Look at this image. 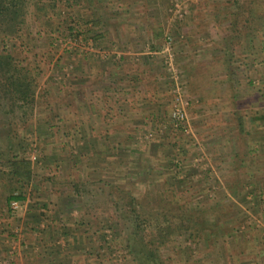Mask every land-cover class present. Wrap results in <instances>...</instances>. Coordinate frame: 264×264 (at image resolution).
<instances>
[{
  "label": "rangeland",
  "instance_id": "obj_1",
  "mask_svg": "<svg viewBox=\"0 0 264 264\" xmlns=\"http://www.w3.org/2000/svg\"><path fill=\"white\" fill-rule=\"evenodd\" d=\"M100 1L102 49L63 31L86 13L78 0L44 2L41 11L31 3L14 40L44 103L26 119L31 133L14 126L27 140L14 153L30 163L32 184L21 189L0 161V264H134L108 249L89 257V221L113 214L107 189L89 185L100 171L148 208L187 212L198 238L185 233L161 248L164 264H264V196L254 214L242 197L245 182L264 186V29L256 27L262 44L254 42L253 57L233 41L235 82L227 83L229 0ZM247 1L264 9V0ZM60 7L70 21L46 29L50 19L58 25L51 14ZM242 25L243 34L255 28ZM89 138L100 144L99 159L89 160ZM72 184H82L81 197ZM18 188L27 199L9 214L3 198Z\"/></svg>",
  "mask_w": 264,
  "mask_h": 264
},
{
  "label": "trees",
  "instance_id": "obj_2",
  "mask_svg": "<svg viewBox=\"0 0 264 264\" xmlns=\"http://www.w3.org/2000/svg\"><path fill=\"white\" fill-rule=\"evenodd\" d=\"M78 1L84 2L83 7L86 13H77L71 22L68 18H65L66 15L62 12L65 5L61 4L63 9L60 7L56 12L53 9L51 14V16L56 18L58 25L54 27L50 19L48 25L45 22V28L51 27L52 29H50L56 32L60 30V26L62 29L65 28L66 25L64 23L70 21L71 24L63 30L67 29V32H65L67 37L80 38L84 42L89 41L91 47L102 49L104 42H107L108 38L106 35L107 28H105L104 22L100 19V12L93 6V2H99V0ZM229 1L232 3L230 4L232 5L231 7L234 8V12L230 16V18L233 17L230 19L232 29L231 34L223 39L227 45L222 54L224 59L223 66L226 70L225 75L228 77L227 83L235 82L233 79L235 69H233L234 66L232 67L231 63L234 55L231 51L233 41H240L242 49H240V53L248 51L251 55L254 42L256 41L257 44L261 45L264 37V35L261 36L262 38L258 35L261 31L256 28L260 26L264 29V14L261 13L264 9L261 11L256 7L254 1ZM33 2L36 4L38 11L42 10V3L44 2L50 5V8L54 7L52 0H0V127L7 126V131L2 133L3 135L6 134V140H2V136H0V161L7 169L6 176L9 179H14L21 189L32 184L33 175L30 163L25 159H18L14 153L15 147L20 148L27 141L14 127L15 120L21 124L20 126L26 130V133H31L29 127H32V124L28 123L26 119L32 118L36 108L40 109L44 103L41 102L36 93V82L30 71L26 67L21 66V62L15 56L14 40H16L15 38H17L19 32L22 31L26 23L27 11ZM42 16L43 18L45 17V15ZM242 23H244L242 28H248L251 24L255 28L250 32L248 28V31L243 34L240 29H237ZM243 43L246 46V48L244 46V49L242 48ZM254 54L251 56L253 57ZM259 56L260 53L258 54ZM14 141L16 144L13 143ZM107 147L111 149L110 145H107ZM83 149H86V147ZM100 151L101 147L97 140L89 138V160L92 158L99 159L102 156ZM90 162L89 170L92 169L94 171L93 169L97 165L93 164L91 166ZM101 172H98L96 176H89V185L96 186V189H101L102 187L107 189V192H105L106 199L112 205L113 214L109 217H101L102 220L100 222H96L94 218H92L93 222L89 221V245L94 244V247H91L92 250L89 252V257L94 254L95 258H99L101 252L108 249L110 253L115 251L126 253L134 264H164L160 255L161 248L166 247L173 239L181 237L185 233L198 238V235L190 229L191 221L188 219L187 212L177 208L173 216L171 214L172 210H162L160 212L148 208V206L144 205L143 200L134 196L130 188H125L110 179L101 177ZM1 175L0 170V184L2 181ZM81 185L72 184L71 189L76 197H81L79 193L82 188ZM243 186H246V189L249 188L247 189L249 192L242 196L243 204L254 214L256 207H254V204L257 205L261 197L264 196V186H261L258 190L257 187H252L251 184L246 182ZM20 188L10 192L3 198L4 207L9 214L12 213L11 205L13 203H23L27 199ZM248 195L251 196V206L253 208L246 204L249 203L245 199ZM35 203L37 204V202ZM122 227H125V231L123 236L120 237L119 232ZM106 232H110L111 237ZM96 237L97 239H94ZM118 239L122 240V244L117 242ZM97 242L99 243L96 244ZM53 259L50 260L51 264L54 262Z\"/></svg>",
  "mask_w": 264,
  "mask_h": 264
},
{
  "label": "built area",
  "instance_id": "obj_3",
  "mask_svg": "<svg viewBox=\"0 0 264 264\" xmlns=\"http://www.w3.org/2000/svg\"><path fill=\"white\" fill-rule=\"evenodd\" d=\"M172 117L176 122L181 123L184 121L185 114L182 110L176 107L172 113ZM13 208H17L16 203H13Z\"/></svg>",
  "mask_w": 264,
  "mask_h": 264
}]
</instances>
